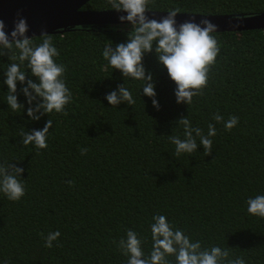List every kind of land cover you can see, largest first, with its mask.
I'll list each match as a JSON object with an SVG mask.
<instances>
[{
    "label": "trees",
    "instance_id": "obj_1",
    "mask_svg": "<svg viewBox=\"0 0 264 264\" xmlns=\"http://www.w3.org/2000/svg\"><path fill=\"white\" fill-rule=\"evenodd\" d=\"M82 8L111 10L107 0H90ZM174 8L249 15L264 11V0H150L148 5L157 11ZM126 31L120 24L91 25L50 34L72 100L67 115L53 112L39 121L27 116L19 84L18 101L25 109H9L3 72L10 61L0 57V163L25 170L19 201L0 193V264H126L119 240L132 229L147 254L156 214L202 247L229 248L230 258L264 264V218L250 215L246 203L264 195V29L212 34L220 52L203 94L190 106L176 103L167 70L146 55L159 110L141 94V81H124L103 58V49L124 42ZM32 39L41 42V36ZM123 83L136 103L112 107L105 95ZM217 113L239 122L226 130L213 119ZM182 116L205 135L208 125H215L211 155L205 156L203 146L175 155L169 136L184 138L177 123ZM48 119L47 148L24 146L21 129H42ZM55 231L60 237L45 247L41 233ZM169 260L174 264V257Z\"/></svg>",
    "mask_w": 264,
    "mask_h": 264
},
{
    "label": "clouds",
    "instance_id": "obj_2",
    "mask_svg": "<svg viewBox=\"0 0 264 264\" xmlns=\"http://www.w3.org/2000/svg\"><path fill=\"white\" fill-rule=\"evenodd\" d=\"M111 10L123 13L118 16L120 25L127 27L126 40L108 45L103 49V58L114 69L119 70L125 80L141 81V94L152 99V105L159 110L156 99V84L153 74L144 64L148 54L155 56L158 64L167 70L169 79L174 82V95L177 104L190 106L193 97L203 94L208 84L209 71L215 64L220 52L214 35L217 25L209 19L195 18L178 22V8L170 9L167 15L159 20L149 18L146 14L150 0H107ZM239 20V18H237ZM0 19V57L7 56L10 63L3 72V84L7 86L6 102L12 112H22L25 105L18 101L19 93L27 102V116L33 121L55 112L67 115L65 106L72 100V93L64 80L66 67L58 64L55 58L59 55L53 44L52 36L42 30L41 42L34 43L27 35L29 25L26 18L17 13L10 31ZM22 66L27 71L22 70ZM112 107L121 103H136L125 83L117 86L105 95ZM213 119L223 122L226 130L235 127L239 118L231 116L227 121L219 114ZM177 123L183 126V136H169L175 145V155L191 154L203 146L205 156L212 154V139L216 135L214 124L208 125L207 135L200 127H193L187 116H182ZM52 128L48 119L42 129L19 132L24 146L34 145L36 149L47 148V137ZM199 138V145L197 144ZM87 149H81V155ZM25 170L14 163H0V193L10 201H19L25 195L22 173ZM71 183V182H69ZM250 215L264 218V195L250 197L246 201ZM151 249L146 254L142 248L143 240L132 230L126 231V237L119 240L118 248L127 258L126 264H173L169 257H174V264H245L242 257L230 258L229 248L213 245L202 247L200 241L193 242L182 229L169 223L165 215L156 214L150 224ZM61 233L49 232L44 238L45 247L52 248Z\"/></svg>",
    "mask_w": 264,
    "mask_h": 264
},
{
    "label": "water",
    "instance_id": "obj_3",
    "mask_svg": "<svg viewBox=\"0 0 264 264\" xmlns=\"http://www.w3.org/2000/svg\"><path fill=\"white\" fill-rule=\"evenodd\" d=\"M90 0H0V19L6 24V31H10L13 21L19 12L26 18L29 25V37L40 36L42 30L49 34L63 33L77 26H106L119 25L117 13L113 10H92L82 7ZM149 18L159 20L167 15V11L150 10L146 13ZM195 18L209 19L217 25L216 32L246 31L264 29V11L255 14H201L180 12L177 21ZM239 18V20H237ZM214 32V33H216Z\"/></svg>",
    "mask_w": 264,
    "mask_h": 264
}]
</instances>
